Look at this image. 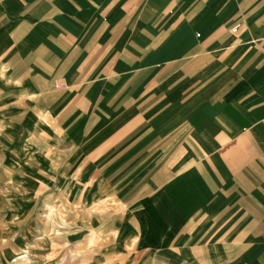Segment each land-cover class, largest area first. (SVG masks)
I'll return each mask as SVG.
<instances>
[{"label":"crops","instance_id":"crops-1","mask_svg":"<svg viewBox=\"0 0 264 264\" xmlns=\"http://www.w3.org/2000/svg\"><path fill=\"white\" fill-rule=\"evenodd\" d=\"M0 83L32 196L123 211L133 264H264V0H0Z\"/></svg>","mask_w":264,"mask_h":264},{"label":"rangeland","instance_id":"rangeland-1","mask_svg":"<svg viewBox=\"0 0 264 264\" xmlns=\"http://www.w3.org/2000/svg\"><path fill=\"white\" fill-rule=\"evenodd\" d=\"M7 95L0 83V264H133V253L114 247L115 235L120 240L127 231L118 222L123 211L77 212L39 190L32 196L36 185L24 173L27 159H7L23 121Z\"/></svg>","mask_w":264,"mask_h":264},{"label":"built area","instance_id":"built-area-1","mask_svg":"<svg viewBox=\"0 0 264 264\" xmlns=\"http://www.w3.org/2000/svg\"><path fill=\"white\" fill-rule=\"evenodd\" d=\"M59 84H61V83H59Z\"/></svg>","mask_w":264,"mask_h":264}]
</instances>
